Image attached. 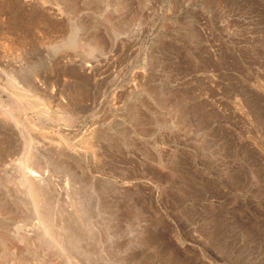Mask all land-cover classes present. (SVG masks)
I'll list each match as a JSON object with an SVG mask.
<instances>
[{
  "label": "rangeland",
  "instance_id": "obj_1",
  "mask_svg": "<svg viewBox=\"0 0 264 264\" xmlns=\"http://www.w3.org/2000/svg\"><path fill=\"white\" fill-rule=\"evenodd\" d=\"M0 264H264V0H0Z\"/></svg>",
  "mask_w": 264,
  "mask_h": 264
},
{
  "label": "bare ground",
  "instance_id": "obj_2",
  "mask_svg": "<svg viewBox=\"0 0 264 264\" xmlns=\"http://www.w3.org/2000/svg\"><path fill=\"white\" fill-rule=\"evenodd\" d=\"M28 168V167H27ZM29 169V168H28ZM30 170V169H29ZM32 170V169H31ZM26 172V171H25ZM36 173V172H35ZM34 175V172L33 171H31L30 173H28V172H26L25 173V176H33ZM38 175V174H37ZM23 176H24V173H23ZM34 179V178H33Z\"/></svg>",
  "mask_w": 264,
  "mask_h": 264
}]
</instances>
